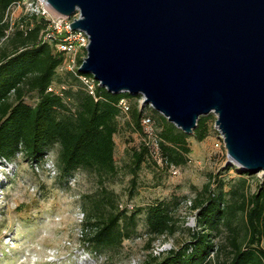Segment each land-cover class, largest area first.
Returning a JSON list of instances; mask_svg holds the SVG:
<instances>
[{
  "label": "trees",
  "instance_id": "obj_1",
  "mask_svg": "<svg viewBox=\"0 0 264 264\" xmlns=\"http://www.w3.org/2000/svg\"><path fill=\"white\" fill-rule=\"evenodd\" d=\"M19 1L22 0H0V160L12 159L19 153L39 160L56 145L58 179L67 184L68 177L86 171L96 175L103 185L117 173L114 137L122 115L119 101L126 99L130 104L127 124L141 137L139 148L131 153L132 178L146 159L166 169L189 162L188 138L192 135L197 141L206 139L211 132L212 114L201 116L188 135L162 115L157 123L143 111L146 106L131 105L129 100L140 96L110 93L96 86L95 100L73 73H59L64 56L52 44L41 42L46 26L43 18L25 13L11 21L9 10ZM52 84L64 85L65 89L60 94L51 93L47 88ZM30 94L35 96L34 104L25 101ZM145 115L152 118L159 135L162 165L154 160L151 148L144 142L141 119ZM239 173L242 176L228 191L220 181L216 190L210 182L205 184L191 202L192 210H197L196 224L187 227L191 239L177 249L151 254L143 264H264V177L251 192L247 176L253 174L245 170ZM84 199L82 224L88 231L81 240L88 243L91 251L118 250L124 240L136 234L137 215L142 209L128 213L118 208L116 198L104 186ZM174 203L178 209L181 200ZM175 212L167 200L147 206L148 248L160 237L174 234Z\"/></svg>",
  "mask_w": 264,
  "mask_h": 264
},
{
  "label": "water",
  "instance_id": "obj_2",
  "mask_svg": "<svg viewBox=\"0 0 264 264\" xmlns=\"http://www.w3.org/2000/svg\"><path fill=\"white\" fill-rule=\"evenodd\" d=\"M89 37L76 73L191 135L215 114L228 160L264 174V0H46Z\"/></svg>",
  "mask_w": 264,
  "mask_h": 264
},
{
  "label": "rangeland",
  "instance_id": "obj_3",
  "mask_svg": "<svg viewBox=\"0 0 264 264\" xmlns=\"http://www.w3.org/2000/svg\"><path fill=\"white\" fill-rule=\"evenodd\" d=\"M23 14L22 3L9 10L12 22ZM25 101L34 104L35 96L30 94ZM129 101L131 105L137 103L139 108L146 106L143 111L157 123L160 121V114L147 104L142 106L140 97ZM210 114L213 115L211 132L202 141H197L192 135L188 138L191 147L189 162L179 166L177 174L146 159L132 178L131 153L139 148L141 137L128 126L130 117L123 114L114 137L117 173L106 179L103 185L96 175L86 171H77L76 180L66 184L57 178L59 173L54 178L46 170H35L22 153L9 160L1 159L0 264H143L151 254L159 255L171 248L181 247L191 239L187 227L193 225L188 224L189 218H193L197 210H192L190 206L203 186L210 182L211 188L216 190L220 181L224 190L228 191L242 176L240 167L228 160L223 138L214 126L216 116ZM50 150L49 156L56 163L58 148L54 145ZM252 176H247V180L251 192H254L264 174L258 172ZM101 186L112 192L118 208H127L128 213L142 209L137 215L136 234L124 240L118 250L103 253L91 251L88 244H83L81 231L84 236L88 228L84 229L77 216L78 211L84 213L82 206L86 203V194L100 192ZM178 199L181 204L176 209L174 202ZM163 200L169 201L176 210L177 229L174 234L152 242L148 248L147 206ZM128 205L132 206V210L126 207Z\"/></svg>",
  "mask_w": 264,
  "mask_h": 264
},
{
  "label": "built area",
  "instance_id": "obj_4",
  "mask_svg": "<svg viewBox=\"0 0 264 264\" xmlns=\"http://www.w3.org/2000/svg\"><path fill=\"white\" fill-rule=\"evenodd\" d=\"M21 3L24 6L25 13L30 16L41 17L46 21V26L44 27L40 35V39L42 43L52 44L55 51L63 53L64 61L59 67V71H68L70 73H73L78 78L82 88H85V90L90 95H92L95 100H97L96 86H99V82H97L95 78L90 74L76 73V71H78L82 62L86 58V48L89 45V37L84 30H71V28L69 27L72 21L79 18V13L77 12L71 17H65L54 11L51 6H49L46 0H22L19 1L17 5L19 6ZM47 89L51 93L60 94L62 90L65 89V86L52 84ZM142 100L143 98L140 97L141 104H143ZM119 102L122 114L128 115L130 109L129 102L126 99H121ZM142 106H144V104ZM141 128L145 136L144 142L151 148L154 160L162 165L160 162L162 159V155L158 146L160 139L158 133L154 129L153 120L150 116L145 115L141 119ZM49 155L50 153L47 152L39 160H34L32 158H29L28 160L35 170H46L49 176L55 178V176L59 173L58 166L51 160ZM168 170L172 174H177L178 167L172 165L168 168ZM75 180L76 179L74 174L67 178V183L74 182ZM126 207L132 210V206L128 205ZM78 212V221L79 223H82L85 219V213H83L82 211ZM189 219L190 223L188 224L193 223L191 227H194V225L196 224L194 222L195 216ZM81 234L82 238V231ZM9 241L11 240L9 239ZM83 244L87 245L88 243L84 242ZM52 259L54 258L52 257Z\"/></svg>",
  "mask_w": 264,
  "mask_h": 264
}]
</instances>
